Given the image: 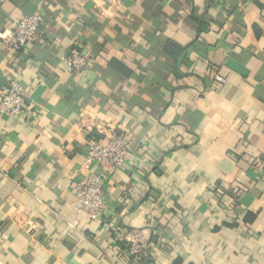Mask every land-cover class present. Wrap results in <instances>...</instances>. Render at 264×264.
I'll use <instances>...</instances> for the list:
<instances>
[{"label":"crops","instance_id":"crops-1","mask_svg":"<svg viewBox=\"0 0 264 264\" xmlns=\"http://www.w3.org/2000/svg\"><path fill=\"white\" fill-rule=\"evenodd\" d=\"M35 12L41 39L5 45ZM74 49L90 69L67 70ZM13 79L28 97L0 114V264H132L129 229L144 264H264V0H0V90ZM113 135L124 166L86 164ZM92 175L95 219L74 190Z\"/></svg>","mask_w":264,"mask_h":264},{"label":"built area","instance_id":"built-area-1","mask_svg":"<svg viewBox=\"0 0 264 264\" xmlns=\"http://www.w3.org/2000/svg\"><path fill=\"white\" fill-rule=\"evenodd\" d=\"M250 1V0H241ZM42 17L39 12L22 17L8 33L3 36L5 45L14 51L36 43L42 37ZM91 54L87 50H72L65 58L69 72L77 73L90 69ZM219 83H226L221 75H216ZM0 114L15 117L26 105L27 91L22 84L13 79L1 88ZM130 145V138L124 135H113L104 140L93 139L89 142L86 164H98L102 167L120 169L124 166L126 154ZM77 209L84 212L91 219H95L105 210L106 201L103 197V179L100 175H92L75 185ZM120 239L127 243L132 256V264H144L146 240L143 233L137 230H126Z\"/></svg>","mask_w":264,"mask_h":264},{"label":"trees","instance_id":"trees-1","mask_svg":"<svg viewBox=\"0 0 264 264\" xmlns=\"http://www.w3.org/2000/svg\"><path fill=\"white\" fill-rule=\"evenodd\" d=\"M184 51H185V53L188 54V52L191 51V50H190L189 48H186ZM125 245H126V244H125Z\"/></svg>","mask_w":264,"mask_h":264}]
</instances>
